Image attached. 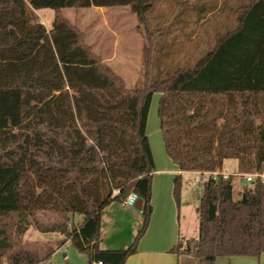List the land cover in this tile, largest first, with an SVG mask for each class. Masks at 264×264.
<instances>
[{
    "label": "trees",
    "instance_id": "trees-1",
    "mask_svg": "<svg viewBox=\"0 0 264 264\" xmlns=\"http://www.w3.org/2000/svg\"><path fill=\"white\" fill-rule=\"evenodd\" d=\"M119 5L144 21L152 0H0V94H18L15 124L0 126V264H48L52 247L18 245L30 225L63 230L88 264H122L135 252L151 212L145 123L153 92L164 151L180 170H221L227 158L238 173L264 168V0L237 5L233 26L192 64L138 88L103 64L60 12ZM39 8L53 10L49 29ZM205 8L198 5L197 19ZM234 177L204 180L197 236L172 251L212 264L217 255L264 249V182L236 190ZM181 182L176 174V204ZM130 191L141 198L140 226L126 247L100 248L102 208ZM47 212L59 218L45 221Z\"/></svg>",
    "mask_w": 264,
    "mask_h": 264
},
{
    "label": "rangeland",
    "instance_id": "rangeland-1",
    "mask_svg": "<svg viewBox=\"0 0 264 264\" xmlns=\"http://www.w3.org/2000/svg\"><path fill=\"white\" fill-rule=\"evenodd\" d=\"M227 1L204 0L205 13L199 19H197L196 0H152L151 8L145 13L144 21L138 20L127 5L64 7L60 12L83 32L84 40L99 55L103 64L120 75L128 87L138 88L148 77H163L177 66L192 64L215 43L219 35L229 30L235 23L237 5L247 0H230V12L224 6ZM34 12L37 20L49 29L53 10L39 8ZM200 19L203 21L200 22ZM158 98V92H153L145 123L148 143L155 157L158 152L165 155L157 117ZM17 106V92L0 94V126L15 124ZM224 164L227 172H235L234 158H227ZM185 176L188 177L187 183L184 180ZM194 177L192 172L184 175L180 188V194L186 196V201L180 202V217L183 215L181 225H184V217H188L192 237L197 232V218L196 223L194 222L196 224L194 232L192 224L194 204L197 203V194L191 189L196 184ZM241 184L243 185L242 182H238V179L234 180L236 190L242 187ZM199 193L200 188H198ZM58 218L57 214L51 212L43 216L45 221ZM47 235L48 233L35 230L30 225L18 245L44 251L50 247L47 241L42 239ZM178 251L181 252V248ZM67 252L68 260L73 264L83 263V254L69 242Z\"/></svg>",
    "mask_w": 264,
    "mask_h": 264
},
{
    "label": "crops",
    "instance_id": "crops-1",
    "mask_svg": "<svg viewBox=\"0 0 264 264\" xmlns=\"http://www.w3.org/2000/svg\"><path fill=\"white\" fill-rule=\"evenodd\" d=\"M203 1L196 0L195 6L198 7V5L203 4ZM224 6L230 12L231 1L228 0L225 2ZM202 21L203 19H200V22ZM158 95H160L159 92ZM151 153L154 162L150 192L151 212L147 226L137 242L135 252L129 254L122 264H197V260L193 255L171 250L179 240L182 242L188 240L193 243L197 236V232L195 236L193 234L194 237L191 236L192 233L188 226V217H184V225H181V217L183 215L180 217V202L181 200L186 201V196L184 194L181 195L179 191L180 199L179 203L176 204L172 195L173 177L176 174H180L182 181L184 175L190 174L191 172L195 175V172L180 170L166 153L165 155H161L158 152L157 157H155L153 152ZM225 160L223 161L221 171L227 174H234V180L238 179V182L246 185L243 179L236 174L237 165L234 173L227 172L224 164ZM187 179L188 177L185 176L184 180L186 183L188 182ZM243 185L241 184V186ZM198 188H200L199 194ZM191 189L197 194V203L194 204V221L191 220L193 221L194 232L197 218L196 208L198 197L202 193V185L196 183ZM134 204L126 205L122 201H111L102 208L97 240L100 248H123L130 243L143 217L140 207L137 208ZM80 219V215H74L72 217L74 221ZM43 233H48L47 236L42 237L43 241H47V244L53 248L48 264H73L68 260L67 252V243L71 242L68 239L64 240L62 231L59 233L56 231ZM62 241L63 243H61ZM79 253L83 254L84 257L83 263L81 262L80 264H88L86 255L82 252ZM52 259L53 261L51 262ZM212 264H264V249L258 255H217Z\"/></svg>",
    "mask_w": 264,
    "mask_h": 264
},
{
    "label": "built area",
    "instance_id": "built-area-1",
    "mask_svg": "<svg viewBox=\"0 0 264 264\" xmlns=\"http://www.w3.org/2000/svg\"><path fill=\"white\" fill-rule=\"evenodd\" d=\"M195 177L194 182L199 183L200 185H203V182L207 178L215 179L218 175H221L222 177H226L228 174L225 172H222L221 170H215V171H194ZM239 177L243 179V182L247 186H251L253 181L258 178L261 182H264V168L261 171L257 170H251L248 172H242V173H236ZM138 198V195L134 191H130L125 198L122 200L123 204L126 205H133ZM91 264H104L101 260L92 261Z\"/></svg>",
    "mask_w": 264,
    "mask_h": 264
},
{
    "label": "water",
    "instance_id": "water-1",
    "mask_svg": "<svg viewBox=\"0 0 264 264\" xmlns=\"http://www.w3.org/2000/svg\"><path fill=\"white\" fill-rule=\"evenodd\" d=\"M140 204H141V198L138 197V198L136 199V201H135L134 206L137 207V208H139V207H140ZM62 231H63V230H62Z\"/></svg>",
    "mask_w": 264,
    "mask_h": 264
}]
</instances>
